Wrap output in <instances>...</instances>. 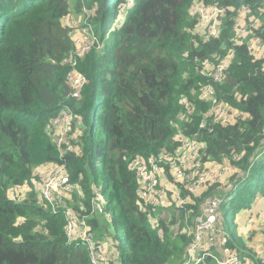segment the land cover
<instances>
[{"label":"trees","instance_id":"obj_1","mask_svg":"<svg viewBox=\"0 0 264 264\" xmlns=\"http://www.w3.org/2000/svg\"><path fill=\"white\" fill-rule=\"evenodd\" d=\"M131 1L126 8L127 0H86L88 8L96 7L98 43L78 60L86 77L81 97L65 100L70 88L62 59L73 41L61 20L82 12L80 0H0V264H92L86 247L66 242L69 214L85 219L116 264H180L193 240L189 218L208 198L224 193L221 211L236 219L264 195V70L244 43L234 45L232 28L238 6L250 4L258 14L262 0ZM194 2L233 8L223 14L219 38L192 35ZM114 21L119 27L111 29ZM230 50L221 81L202 75L203 61ZM209 83L219 100L243 112L241 119L199 128L209 108L201 89ZM63 103L80 121L71 125L72 150L65 146L64 158L75 188L54 194L55 212L33 178L62 162L51 124ZM179 130L197 133L206 145L204 159L229 161L231 171L227 182H207L195 191L175 182L185 202L178 206L167 191L159 214L140 200L129 165L173 151ZM18 187L25 192L10 193ZM225 231L241 264H264L242 236Z\"/></svg>","mask_w":264,"mask_h":264},{"label":"built area","instance_id":"obj_2","mask_svg":"<svg viewBox=\"0 0 264 264\" xmlns=\"http://www.w3.org/2000/svg\"><path fill=\"white\" fill-rule=\"evenodd\" d=\"M228 9L229 7L219 6L218 4L194 3L189 11L197 20V28L199 29L197 34L200 37L217 38L222 31V15ZM251 12L252 10L248 5L241 6L237 10L234 29L239 43L248 34L252 33L253 29L261 28L264 30V24L259 18L261 15L264 16V7H261L258 16L252 15ZM69 16L67 14L62 19L67 20ZM84 23L86 22L84 21ZM92 45L89 47L84 45L85 48L82 45L76 50L72 49L62 59V64L68 68L66 81L70 87L65 100L79 94L86 83V77L77 69V64L79 58ZM247 46L253 58L262 61V69L264 70V42L262 39L253 38L248 41ZM232 58V50L221 58L218 53L214 52L211 59L202 62V75L213 83L221 81ZM201 97L208 102L209 108L204 113V118H202L199 128L205 127L209 123L210 118H212V122L214 123L219 121L221 124H225L233 121L236 122L243 117L242 111L233 108L228 102L217 98L214 87L210 83L202 87ZM72 118V108L67 103H63V107L52 120L51 124L56 132L55 145L59 155L58 158L62 162L58 166H52L50 169L54 170L47 175H43L41 171L34 172L38 176L37 179L33 178L35 185H37L41 196L45 198L55 212H57V209L54 194L57 192L71 193L75 188V185L65 173L66 160L64 159L65 146H67L68 150H72V147L67 144V135L70 131ZM76 135L77 133L73 136ZM205 147L204 141L198 137L197 133L182 134L178 138V145L173 151L163 153L159 157H151L146 161L139 158L132 160L129 167L136 174L139 185V198L143 204L154 207L159 205L161 201L166 200L167 191H170L166 185H169V188H171L173 198H177V205L181 206L184 204L185 198H180L175 182H184L183 186L186 187L187 191H195L207 182H223V179L228 177V174L225 173L231 171L230 162L223 160L221 164H214L206 161L202 157L205 153ZM236 159L238 160V158ZM167 174H170L172 181L167 178ZM20 192L24 193L25 189L18 187L10 190L12 194H19ZM96 199H98V194L96 195ZM222 203L221 194H215L204 202L199 215L196 216V226L194 230L190 231L193 240L185 253V256L189 257V260H186L182 264H209L208 260L212 261V264H241L239 256L233 253L231 248L227 247L228 240L225 239L226 231L215 227L219 219L222 222L220 217ZM96 206L98 211L101 212V204L94 202V208ZM210 227L215 229V235L221 238V243L203 244L200 250H198L201 238L206 240L212 239V234L205 232ZM65 236L67 244H77L86 247L92 264H116L115 254L108 252L104 243L95 240L94 234L84 218L73 214L67 215ZM216 244L217 248L223 249V252L219 255L209 248Z\"/></svg>","mask_w":264,"mask_h":264},{"label":"rangeland","instance_id":"obj_3","mask_svg":"<svg viewBox=\"0 0 264 264\" xmlns=\"http://www.w3.org/2000/svg\"><path fill=\"white\" fill-rule=\"evenodd\" d=\"M80 3H81V7L83 6L85 8L82 10L81 13L70 12L69 13L70 16L67 18V20H64V19L61 20L62 25L69 29L70 38L73 41L72 42V49L73 50H76L79 46H82V45L83 46L87 45L89 47L93 43H95V44L98 43L96 31L92 25V19L94 17L96 7H95V5H93L91 8H88L87 4H86V0H80ZM127 3H129V6L132 5L131 0H128ZM196 3H200V2H196ZM123 15H124V13H121V14L119 13V16H123ZM84 21L86 23H84ZM116 27H119L118 21H114L111 24V29H115ZM198 30L199 29L195 26V30L192 33V35L200 37L197 34ZM84 48H85V46H84ZM77 69H78V64H77ZM67 71H68V68H67ZM65 80H66V76H65ZM84 86H83V88H84ZM83 88H82V90H83ZM82 90H81V92H82ZM79 92H80V90H79ZM81 92L79 94H77L76 96H73L72 100L80 98ZM72 113H73V118H72L70 125H72L73 122L78 123L80 121V118H78L75 115L73 109H72ZM190 114H192V112ZM188 115L185 117L187 122L190 121V119H188ZM211 121H212V118L209 119V122H211ZM216 123L221 124L219 121ZM232 123H235V122L233 121V122L225 123L222 125H227V124H232ZM69 130H71V127L69 128ZM75 130H78V127H75ZM179 133H183L182 130H179ZM183 134H187V133H183ZM55 149H56V145H55ZM56 151H57V149H56ZM57 153H58V151H57ZM58 157H59V155H58ZM202 157H204V155ZM64 158H65V153H64ZM53 170L54 169H49L48 171H45L44 169H41L39 171H41L43 173V175H47L50 172H52ZM246 174H249V173H246ZM227 180H228V177L224 178L223 182L225 183V182H227ZM57 193L65 194L64 192H57ZM167 202H168L167 200H163V201H161V203L159 205L154 206V208L159 211V214L161 212L160 210L162 209L160 207L167 205ZM256 203H257V205L255 204L251 208V210H247L246 212H242V213L237 214V217H235L236 219L233 218L234 214H232L230 211H225V210L221 211L222 210V208H221L220 209V217L222 219V222L219 219V222L215 225V227L222 228V229L225 228L229 233L232 232L236 237L242 236L243 239L245 240L246 248H251L253 250V252L255 253L254 257L255 256L261 257V262L264 263V242H262V241H264V229H262L264 227V224H263L264 223L263 222L264 221V195H261L260 199ZM198 215H199V212L197 214H195L194 216H191L189 218L190 221H193L194 227L196 226L195 219H196V216H198ZM262 224H263V227L261 228L260 225L262 226ZM235 225H237L238 228H236ZM256 228H258L260 231V237L259 236L256 237L255 234L253 233V232L258 230ZM225 229H224V231H225ZM205 232L211 233L212 239L206 240L204 238H201L199 241L198 250H200V247L203 244H213L214 242L221 243V238L215 235L216 231L214 228L210 227L209 230H206ZM227 235H228V233L225 235V239L229 240V235H228V238H227ZM95 240H96V238H95ZM209 248L214 251L217 249V244L215 246H210ZM214 253H216V252H214ZM217 255H219V254H217ZM186 260H189V257L184 256V259L180 264L184 263ZM208 263L212 264V261L208 260Z\"/></svg>","mask_w":264,"mask_h":264},{"label":"clouds","instance_id":"obj_4","mask_svg":"<svg viewBox=\"0 0 264 264\" xmlns=\"http://www.w3.org/2000/svg\"><path fill=\"white\" fill-rule=\"evenodd\" d=\"M127 2H128V0H127ZM126 2V4L124 5L126 8H128V7H130L129 6V3H127ZM203 4H207V3H203ZM193 5V4H192ZM191 5V6H192ZM249 7H250V4H247ZM261 6L260 7H264V0H262V2H261V4H260ZM190 6V7H191ZM241 6H246V5H241ZM241 6H238L239 8L241 7ZM251 8V7H250ZM190 9V8H189ZM238 10V9H237ZM252 10V15H256V16H258V14H254L253 13V9H251ZM233 12L234 10H233V8L232 7H230L228 10H227V12ZM227 12L225 13L226 15H227ZM190 15L195 19V21H196V24H197V20H196V18L190 13ZM237 16V11H236V14H235V16L233 17V19H232V23H233V25H232V28H233V30L235 31V29H234V24H235V17ZM222 17H223V15H222ZM259 18H260V21L261 22H263V24H264V16L263 15H261V16H259ZM221 23H222V29H223V22H222V19H221ZM222 32V31H221ZM263 34H264V30H262L261 28H258V29H253V32L252 33H250V34H248V36L242 41V42H240L239 43V39H237L236 38V36H235V42H234V45H240V44H242V43H244L246 46H247V43H248V41L249 40H251V39H253V38H260V39H262V41L264 42V38H262L263 37ZM220 35H221V33H220ZM220 35L217 37V38H219L220 37ZM200 38H202V40H206V41H208L209 39H216V38H212V37H200ZM248 47V46H247ZM64 65V64H63ZM53 166H58V165H53ZM233 187V189L234 188H236V186L234 185V186H232ZM232 187L230 188V189H228L227 188V190L226 191H230L231 189H232ZM221 194V193H220ZM224 193L223 194H221V196H222V198L224 197Z\"/></svg>","mask_w":264,"mask_h":264},{"label":"crops","instance_id":"obj_5","mask_svg":"<svg viewBox=\"0 0 264 264\" xmlns=\"http://www.w3.org/2000/svg\"><path fill=\"white\" fill-rule=\"evenodd\" d=\"M166 186H167V189H168V190H171V188H169V185H166ZM259 199H260V198H259ZM259 199H258V200H259ZM258 200H257L256 202H258ZM255 204L257 205V203H255ZM255 204H254V205H255ZM263 222H264V221H263ZM263 224H264V223H263ZM263 224H262V226L260 225L261 228L263 227ZM253 226H254V225H253ZM256 229H258V228H256ZM262 229H264V227H263ZM253 233L255 234L256 237H258V236L260 237V231H259V229H258L257 231H255V232H253ZM262 242H264V241H262ZM262 242H261V243H262Z\"/></svg>","mask_w":264,"mask_h":264}]
</instances>
